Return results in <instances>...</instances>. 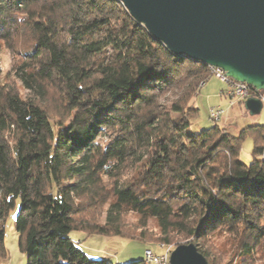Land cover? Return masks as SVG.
Here are the masks:
<instances>
[{
    "label": "trees",
    "instance_id": "obj_1",
    "mask_svg": "<svg viewBox=\"0 0 264 264\" xmlns=\"http://www.w3.org/2000/svg\"><path fill=\"white\" fill-rule=\"evenodd\" d=\"M210 76L117 0H0V264L17 201L26 264H111L73 231L264 264V125L191 132Z\"/></svg>",
    "mask_w": 264,
    "mask_h": 264
},
{
    "label": "water",
    "instance_id": "obj_2",
    "mask_svg": "<svg viewBox=\"0 0 264 264\" xmlns=\"http://www.w3.org/2000/svg\"><path fill=\"white\" fill-rule=\"evenodd\" d=\"M174 55L222 70L264 94V0H117ZM262 100L248 97L256 115ZM168 264H207L193 244L177 246Z\"/></svg>",
    "mask_w": 264,
    "mask_h": 264
},
{
    "label": "rangeland",
    "instance_id": "obj_3",
    "mask_svg": "<svg viewBox=\"0 0 264 264\" xmlns=\"http://www.w3.org/2000/svg\"><path fill=\"white\" fill-rule=\"evenodd\" d=\"M10 66V59L6 54L3 57L2 67L4 70H8ZM226 88V85L221 83L213 75H211L205 82V85L200 88L198 94L192 100L198 113L193 124L189 128L191 132L198 133L203 129L217 125L219 128L225 129L229 134L236 136L246 127L264 125V104L259 114L251 115L245 110L244 101L242 103L234 101L233 106L229 105V98L224 97L221 92L223 90L225 91ZM262 96L264 98V94H262ZM215 108L223 110V114L217 122L213 123L210 121L209 114L210 110ZM252 147V139L250 137L246 138L242 144L239 156L240 160L245 164H249L252 161ZM18 211L19 201L16 202L14 209H12L6 220L4 245L7 251V257L2 264H26L27 262V256L19 251L18 235L14 229V219ZM148 227L151 230L154 229L152 223H149ZM69 237L88 258L94 260L102 259L111 264H129L138 260L145 261L144 251L147 249L151 250L154 255L163 253V249L160 246L161 244H158V247H151L141 242L128 240L119 236H104L99 234L86 235L83 232L73 231L70 233ZM184 244L187 243L179 242L177 245H169V247H171L170 253L177 246ZM146 264L156 263L149 262Z\"/></svg>",
    "mask_w": 264,
    "mask_h": 264
},
{
    "label": "built area",
    "instance_id": "obj_4",
    "mask_svg": "<svg viewBox=\"0 0 264 264\" xmlns=\"http://www.w3.org/2000/svg\"><path fill=\"white\" fill-rule=\"evenodd\" d=\"M210 73L216 79H218L221 83L226 85L225 91L222 92L224 97L229 98V105H232L234 101H245L246 98L250 97L251 94L254 97L261 98L262 102L264 103V98L259 91L255 90L251 86L236 82L225 75V73L220 70L219 68L210 67ZM223 114V110L219 108L211 109L209 118L212 122H217L221 115ZM170 249H163V253L160 255H154L151 250L147 249L144 251L145 255V262H154L156 264H168V256L170 254Z\"/></svg>",
    "mask_w": 264,
    "mask_h": 264
},
{
    "label": "bare ground",
    "instance_id": "obj_5",
    "mask_svg": "<svg viewBox=\"0 0 264 264\" xmlns=\"http://www.w3.org/2000/svg\"><path fill=\"white\" fill-rule=\"evenodd\" d=\"M162 248V247H161ZM171 247L169 246H166V247H163L162 249H170Z\"/></svg>",
    "mask_w": 264,
    "mask_h": 264
},
{
    "label": "crops",
    "instance_id": "obj_6",
    "mask_svg": "<svg viewBox=\"0 0 264 264\" xmlns=\"http://www.w3.org/2000/svg\"><path fill=\"white\" fill-rule=\"evenodd\" d=\"M204 85H205V83H204ZM204 85H203V86H204ZM223 91H224V90H223ZM223 91H221V92H223ZM237 102H239V101H237ZM263 104H264V103H263ZM263 104H262V106H263ZM233 105H234V103L232 104V106H233Z\"/></svg>",
    "mask_w": 264,
    "mask_h": 264
}]
</instances>
